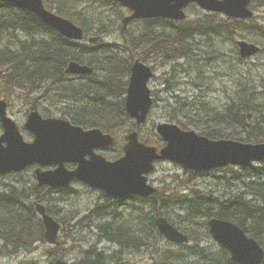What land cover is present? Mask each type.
Segmentation results:
<instances>
[{
	"label": "trees",
	"instance_id": "1",
	"mask_svg": "<svg viewBox=\"0 0 264 264\" xmlns=\"http://www.w3.org/2000/svg\"><path fill=\"white\" fill-rule=\"evenodd\" d=\"M65 1L45 0V4L57 14L81 26L86 38L99 37L94 47L66 39L33 13L13 4L0 2V97H4L7 101L18 98L21 103L28 106L29 110L35 109L41 102V109L46 117L60 115L74 124L100 127L108 133H113L116 127L129 128L133 124L125 108V91L133 58L138 54L147 61L160 62L168 57L193 58L227 31L247 33L251 32L253 27L256 28L257 36L261 38L249 40L264 45V23L253 26L255 17L246 21L226 18L218 13H202L195 15L194 19L183 22L161 18L140 21L139 28H131L122 35L124 43L104 42L102 34H106L107 24H101L104 22L103 18L113 22L114 29H120L118 20L123 18L125 10L117 3L107 0H70L71 5ZM97 8L104 10L98 12ZM196 26L199 27L200 32L197 41L193 43L195 46L192 47V43H187V39L196 37L191 33L192 28ZM16 32L22 33V36H18L17 43L13 44L10 39L16 38ZM257 39H262L263 42ZM17 44L19 45L16 46ZM158 54L160 55L156 57ZM71 61L93 67V72L79 76L67 73ZM195 66L197 71L201 72V63L197 62ZM245 78L242 79V83L249 85L241 84L240 87L230 90L234 102L239 105L243 103L240 107L243 115L234 114L231 121L223 120L224 116H222L205 127L188 119L181 122L182 126L184 128L194 126L211 138L226 137L244 142L264 141V111L261 109L264 108V98L260 99L261 101L255 98L262 93L264 95V76L260 75L262 83L257 89L255 83ZM252 89L257 92L253 94ZM32 95L36 101L34 105H29L26 103V97ZM253 108L258 109L254 112L259 118L250 120L248 116L252 114L249 111ZM191 118L196 120L194 117ZM1 128L0 124V133ZM151 128L152 136L146 139L150 141L149 143L161 144V139L153 134L155 125L153 124ZM262 168L264 164L254 168V171L263 174ZM184 173L181 179L176 175V179H179L182 187H185V193L179 188L175 191L164 187L159 189L150 200L144 199L141 205L137 204L138 198H133V203L130 205V201L122 202L103 195L104 201L94 207L95 222L86 223L97 230L100 241L107 239L112 243L120 244L123 248L129 243L158 250L160 234L155 227V215L160 209L181 210L188 213L185 222L173 223L185 230L191 241L195 242L197 239L203 244L193 242L188 248L190 250L183 253L187 256H194L200 245L213 247L207 243L208 237H211L207 220L213 216L239 224L264 247V206L257 205L260 201L259 197L264 201V194L259 192L261 196H256L254 191L253 201L244 197L247 196L246 189L230 196L223 193L214 194L195 185L202 173L191 170H186ZM8 176L10 182H6V177L0 180V184L5 185V188L0 189V255L2 256L11 252L31 251L34 249V243L37 242L46 243L42 222L35 219L36 212L30 193L37 192L38 195L52 193L51 189L38 187L33 178H27L24 172ZM220 181H224V178H220ZM50 195L46 199H49ZM133 207L137 208L134 214L130 212L126 215L130 210L128 208ZM48 210L56 215L52 207L48 206ZM109 212L112 216L107 220L106 215ZM250 212L254 222L247 220ZM117 216L120 222H117V219L113 220ZM102 217H105V223L96 222ZM88 218L91 220V216L84 217V220L89 221ZM142 224L146 226L145 231L148 233L145 239L144 236L137 233L130 234L125 229L127 226ZM223 251L227 254L226 250ZM103 252L97 245H93L83 251L85 257L78 264H106L107 260ZM57 253L56 248L49 251L50 255ZM59 254V257L64 256L62 252ZM162 258L154 264L159 263ZM116 260H110L107 264H120ZM208 263L212 264L210 261ZM220 263L233 264L229 257L228 260L221 259ZM20 264H35V262L27 261Z\"/></svg>",
	"mask_w": 264,
	"mask_h": 264
},
{
	"label": "water",
	"instance_id": "2",
	"mask_svg": "<svg viewBox=\"0 0 264 264\" xmlns=\"http://www.w3.org/2000/svg\"><path fill=\"white\" fill-rule=\"evenodd\" d=\"M14 3L36 13L44 22L70 39H82L83 30L53 12L48 11L43 0H0ZM133 10V14L123 20L124 25L133 19L166 17L175 20L185 19V7L196 2L202 9L224 13L235 18H249L252 0H111ZM241 54L252 55L258 51L254 44L240 41ZM69 71L86 72L88 69L72 63ZM153 76L150 67L137 61L132 68L128 88L127 110L144 123L152 105L148 81ZM7 103L0 101V117L5 127L0 137V176L12 171H21L26 166L58 165L54 170L37 171L41 185L52 187L68 186L78 178L86 183L105 190L108 194L122 197L126 194L150 195L156 189L147 183V175L154 169L157 160L169 159L185 168L196 171H210L229 164L252 165V161H264V143L250 144L234 140H210L194 130H183L178 125L161 123L157 133L166 146L158 152L154 146L140 142L137 131L126 136L124 156L115 161L95 152V149L114 145L111 135H104L99 129L85 131L60 119H43L38 111H33L26 123L35 140L24 141L17 124L7 117ZM89 156V158H87ZM66 162L77 163L75 170H68ZM46 227L48 241L56 242L60 224L49 216L45 207L37 203ZM159 230L169 239L177 242L187 241V236L175 229L166 218L156 220ZM209 226L213 236L227 247L233 260L243 264L260 262L261 246L238 226L222 219H211ZM55 264H67L58 259Z\"/></svg>",
	"mask_w": 264,
	"mask_h": 264
},
{
	"label": "rangeland",
	"instance_id": "3",
	"mask_svg": "<svg viewBox=\"0 0 264 264\" xmlns=\"http://www.w3.org/2000/svg\"><path fill=\"white\" fill-rule=\"evenodd\" d=\"M65 3H70L69 5H71L70 0H66ZM251 7L255 12L256 18L253 26L264 23V0H253ZM103 10V8H97L98 12H102ZM200 11L201 9L194 6L190 12H192V15L194 16L201 14ZM194 18H196V16L192 19ZM103 21L104 22L101 24H107V32L106 34H102L103 41L124 43L121 30L114 29V23L108 19L103 18ZM118 22H120V19ZM139 24L140 23H136V25ZM130 28H132V26ZM192 29L193 32L191 33H193L196 37H189V39H187V43H192L191 45L194 47L195 44L193 43L197 41L200 30L198 26L193 27ZM255 31V27L251 29V32L247 33L227 31V33L220 35L214 43L206 47L201 53L196 54L194 58L177 59L168 57L162 60L163 62H150L149 65H156L158 67L157 74L153 78L154 80L151 81L152 84L150 83L151 88L154 92H156L154 97L157 100L152 110V115L149 121L150 123L142 129V133L144 135L151 136L152 131H150V128L153 124L157 125L158 123L164 122L178 123L175 120H184L186 119L185 115L189 116V120H191L192 123L197 122L200 126L205 127V125L212 123V119L213 122H216V120L224 116L223 120L227 119L231 121L234 114H241L242 112L240 107H242L243 103L241 102L239 105L234 102V97L231 95L230 89L238 88L241 84L249 85V83H242V79L244 77H246L245 80L248 78L249 82L255 83V88L257 89V87H260V84L262 83L260 75L262 74L264 76V45H262L263 48L261 47L262 51L259 54L247 59L241 58L237 47L239 40L250 41L249 38L251 40L257 38L258 36ZM185 34L188 35L187 32H185ZM18 36H22V33L16 32V38H11L10 42L16 44ZM258 40L263 42L262 39H257V41ZM7 42L9 43V41ZM7 42H5V44H7ZM258 43L261 44L260 42ZM18 45L19 44L16 46ZM159 55L160 54L156 55V57ZM197 62H200L202 65L201 72L197 71L198 69L195 66ZM251 92L255 94L257 91L252 89ZM37 96L38 95H36V98ZM255 98L257 100H262L264 95L262 93L261 96H255ZM35 101L36 99L34 95L26 97V103L29 105H34ZM8 102L10 116L23 127L27 119V113L29 112L28 106L23 102L21 103L18 98H14V100H10ZM36 108L41 110V102L36 105ZM254 108L249 112L252 114V119H257L259 116H257L254 111H257L258 109ZM261 109L264 111V108ZM228 112L231 113L229 114ZM191 117H194L196 120ZM127 132V130L118 132L120 139H122L123 135ZM257 166L261 167L262 164L257 162L254 163V167L256 168ZM261 171H263V174L256 175L254 179L246 184L245 189L247 190L245 192L247 196L244 197L254 200V196H252L254 191L256 196H261L259 195V192L264 194V168H262ZM176 173H182L181 166L169 161L160 162L157 164L155 171L150 176L152 180L151 182L155 184V186H161L162 188L167 187L170 190L176 191L179 187V179H177L178 181H175L176 177L174 175ZM229 173L230 172H220L218 174H225L226 177H229ZM214 178L216 177L209 175L199 179L197 182L201 186L210 190L215 188L216 180ZM72 187L73 188L69 192H60L55 194L54 199L50 201V205L54 206L60 216L59 219L64 221V223H62L63 230H61L59 235V241L62 242V245L57 246L59 249L55 258L49 255V251L52 250V245L40 244L35 245V249L31 251L17 253L11 252V254H5L4 256L0 255V264H19L22 261H34L35 264H51V261L59 258V252L64 253V256L61 258H64L70 263L78 264L85 257L82 252L85 249L87 250L93 244H99V247L104 251L103 253L105 254L107 260L106 264L110 260L116 259L121 261L119 262L116 260V262L120 264L153 262L152 260L143 257L150 250L149 246H137L126 243L128 246L123 248V246L118 243V245H113L111 242L107 241L97 242L98 236L94 231L96 229L88 226V223L86 222H95L96 220V212L94 208L91 207L95 205L99 193L98 191H95L79 182L72 184ZM222 187L224 188V186H221V188L215 189L213 193H220L222 191ZM250 191L251 193L249 194ZM49 195L50 194L44 195V193H40V195H38L37 192L30 193L31 199L36 201H43ZM40 197L43 199H40ZM258 199H260V201L257 202V205L264 206L262 197H259ZM148 210L149 209H147V211ZM159 211L160 212L157 213V215L174 214L176 220L185 219L188 214L182 212L181 210L160 209ZM128 213H126V215H128ZM88 216H91V220L89 218V221L82 219L83 217L87 218ZM111 216L112 215L109 212L106 215V219H110ZM250 216L251 212L247 215V220L254 222V219ZM118 218L119 216L115 217L113 220L117 219V222H120ZM35 219H37V216ZM106 219L105 217H102L96 222L99 224L105 223ZM145 227L146 226L142 224L138 226H127L125 229L128 230L130 234L137 233L138 235L144 236L143 239H145L148 235L147 231H145ZM166 242L160 243V247L163 249L161 251V258H163L157 264H210L208 263L209 261L212 264H221V259L228 260L227 254L223 251L224 249L222 247H206V245H204L205 247H202V242L197 239H195V242L202 245L198 246L200 248L196 249L195 255L191 257L173 249L174 247L186 250L187 246L172 247L168 246ZM155 249L157 250V248ZM160 259L158 256L157 261Z\"/></svg>",
	"mask_w": 264,
	"mask_h": 264
},
{
	"label": "bare ground",
	"instance_id": "4",
	"mask_svg": "<svg viewBox=\"0 0 264 264\" xmlns=\"http://www.w3.org/2000/svg\"><path fill=\"white\" fill-rule=\"evenodd\" d=\"M84 33H85V31H84ZM97 38H99V37H97ZM66 39H69V38H66ZM250 39V38H249ZM70 40V39H69ZM240 41H247V40H239L238 41V43L240 42ZM235 43V42H234ZM119 44H121V43H119ZM118 44V45H119ZM262 45H259L258 46V51L256 52V53H254V54H252V55H248V56H244V55H242L241 54V52L239 51V54H240V56H241V58H243V59H247V58H250V57H253V56H255V55H257V54H259L261 51H262ZM222 50V49H221ZM194 58V57H193ZM44 61V60H43ZM191 61V60H190ZM207 61V60H206ZM194 62V61H193ZM47 68V67H46ZM190 72V71H189ZM199 74V73H198ZM103 75V74H102ZM174 75V74H173ZM195 75V74H194ZM183 77V76H182ZM189 77V76H188ZM187 77V78H188ZM154 80V79H153ZM171 83V82H170ZM152 84V83H151ZM171 85V84H170ZM167 90V89H166ZM79 103H81V102H79ZM206 105V104H205ZM207 107V106H206ZM194 108V107H193ZM201 108V107H200ZM228 108V107H227ZM198 109V108H197ZM202 110V109H201ZM233 110H235V109H233ZM229 113V112H228ZM231 113V112H230ZM229 113V114H230ZM234 113V112H233ZM212 114V113H211ZM242 114V113H241ZM216 115V114H215ZM243 115V114H242ZM226 116V115H225ZM229 116V115H228ZM234 116V115H233ZM250 116V115H249ZM252 116V115H251ZM241 119V118H240ZM201 121V120H200ZM212 122H213V119L211 120ZM210 122V121H209ZM207 123V122H206ZM254 163H256V162H253V165H254ZM247 190V189H246ZM251 193V191L249 192V194ZM56 201V200H55ZM54 202V201H53ZM52 202V203H53ZM58 209V208H57ZM69 214V213H68ZM251 231V230H250ZM260 245H261V243H260ZM262 246V245H261ZM261 252H262V254H261V257H260V264H262V262H263V260H264V248L263 247H261ZM192 253V252H191ZM58 259H62V260H65L64 258H61V257H59ZM201 260V259H200ZM215 261V260H214ZM200 262H202V261H200ZM205 264V263H204ZM215 264V263H214ZM225 264V263H224ZM230 264V263H229Z\"/></svg>",
	"mask_w": 264,
	"mask_h": 264
}]
</instances>
